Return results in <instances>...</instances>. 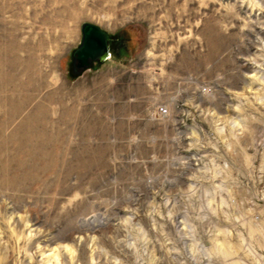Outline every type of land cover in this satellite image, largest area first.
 Wrapping results in <instances>:
<instances>
[{
	"label": "rangeland",
	"instance_id": "374dc122",
	"mask_svg": "<svg viewBox=\"0 0 264 264\" xmlns=\"http://www.w3.org/2000/svg\"><path fill=\"white\" fill-rule=\"evenodd\" d=\"M0 264H264V0H0Z\"/></svg>",
	"mask_w": 264,
	"mask_h": 264
},
{
	"label": "water",
	"instance_id": "95a60500",
	"mask_svg": "<svg viewBox=\"0 0 264 264\" xmlns=\"http://www.w3.org/2000/svg\"><path fill=\"white\" fill-rule=\"evenodd\" d=\"M81 40L72 52L73 69L85 70L94 61H103L110 57L109 34L100 26L84 21L80 25Z\"/></svg>",
	"mask_w": 264,
	"mask_h": 264
},
{
	"label": "built area",
	"instance_id": "2783aa9c",
	"mask_svg": "<svg viewBox=\"0 0 264 264\" xmlns=\"http://www.w3.org/2000/svg\"><path fill=\"white\" fill-rule=\"evenodd\" d=\"M157 112L160 115H165L167 113V110L163 106H159L158 109H157Z\"/></svg>",
	"mask_w": 264,
	"mask_h": 264
},
{
	"label": "flooded vegetation",
	"instance_id": "af4514ba",
	"mask_svg": "<svg viewBox=\"0 0 264 264\" xmlns=\"http://www.w3.org/2000/svg\"><path fill=\"white\" fill-rule=\"evenodd\" d=\"M72 72H74V73H77V72H80V71H82V69H79V68H75V69H73V66H72Z\"/></svg>",
	"mask_w": 264,
	"mask_h": 264
}]
</instances>
